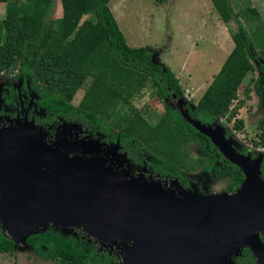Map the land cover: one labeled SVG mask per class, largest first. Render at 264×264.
<instances>
[{
  "label": "trees",
  "instance_id": "obj_1",
  "mask_svg": "<svg viewBox=\"0 0 264 264\" xmlns=\"http://www.w3.org/2000/svg\"><path fill=\"white\" fill-rule=\"evenodd\" d=\"M110 1L61 0L62 15L53 18L56 0H0L6 4L5 16L0 18V72L18 69L28 75L48 114H53L50 121L59 115L84 122L91 129L100 126L109 133L117 129L116 136L124 143L133 139L145 147L164 173L181 178L186 172L203 170L216 182H225V191L234 192L245 179L243 171L204 133L172 110L153 123L133 106L134 98L142 96L151 82L163 91L166 85L160 84L161 80L182 88L170 68L153 61L148 46L128 44ZM212 2L220 18L225 23L236 20L238 29L232 32L233 50L191 112L204 124L236 117L238 108L232 105L247 77L256 71L261 75L248 81L245 93L250 96L255 90L264 102V27L259 10L249 6L239 13L233 0ZM244 17L253 22L251 29ZM253 59L259 60L258 66ZM83 86L85 94L76 105L73 99ZM236 123L243 126L242 120ZM258 129L253 142L264 146V114L258 119ZM201 143L203 155L194 157L189 146ZM77 232L65 235L48 227L31 235L27 244L38 255L61 264H109V255L97 251V240L82 238ZM15 249L16 241L0 223V252L13 253ZM243 251L244 261L251 264L250 249Z\"/></svg>",
  "mask_w": 264,
  "mask_h": 264
},
{
  "label": "water",
  "instance_id": "obj_2",
  "mask_svg": "<svg viewBox=\"0 0 264 264\" xmlns=\"http://www.w3.org/2000/svg\"><path fill=\"white\" fill-rule=\"evenodd\" d=\"M1 87V85H0ZM0 89V110L2 107ZM245 174L234 192L198 194L137 177L92 155L100 144L71 155L70 142L51 143L33 121L0 125V223L18 244L48 227L79 229L101 247L118 246L122 264H234L248 246L264 264V153H241L218 122L183 111ZM2 116L0 114V121ZM81 127V124H76Z\"/></svg>",
  "mask_w": 264,
  "mask_h": 264
},
{
  "label": "rangeland",
  "instance_id": "obj_3",
  "mask_svg": "<svg viewBox=\"0 0 264 264\" xmlns=\"http://www.w3.org/2000/svg\"><path fill=\"white\" fill-rule=\"evenodd\" d=\"M233 2L235 11L239 13L249 6L257 8L264 27V0ZM110 6L128 44L133 47L148 46L153 61L164 68H170L176 74L186 97L193 104L198 102L235 46L232 32L238 29V23L236 20L225 23L212 0H111ZM5 11L6 4L0 3V18L5 16ZM61 15V0H56L52 17ZM243 20L248 29H251V19L244 17ZM258 61L253 59L256 66ZM259 74L260 71L250 74L240 87L239 98L232 105V108H238L236 117L233 120L223 117L216 122L226 132H231L238 147L246 146L250 151L255 150L261 155L264 153V146H257L253 141L258 138V119L264 114V109L259 105L255 90L250 96L245 93L248 81ZM0 75L4 76V73L0 72ZM85 89L83 86L77 92L74 104H79ZM148 91L146 89L144 96L134 98V104L138 108L150 107L151 97ZM150 112L156 118L160 117L154 108H150ZM237 119L243 121L241 128L237 127ZM199 154L196 149H192L194 157ZM186 176L191 187L185 188L179 181L184 189H192L193 192L204 195L221 194L225 191V182H216L202 170L188 172ZM0 264L61 263L38 255L31 246L18 244L13 253L0 252Z\"/></svg>",
  "mask_w": 264,
  "mask_h": 264
},
{
  "label": "flooded vegetation",
  "instance_id": "obj_4",
  "mask_svg": "<svg viewBox=\"0 0 264 264\" xmlns=\"http://www.w3.org/2000/svg\"><path fill=\"white\" fill-rule=\"evenodd\" d=\"M259 75H261V73ZM159 83L166 85V91L161 90L159 84L156 82L149 83V85L144 89V91L149 89L148 95L151 97L150 107L148 106L142 109L138 108L134 104V100L132 102L133 106L137 107L139 111L145 114L146 117L154 123L169 110L177 112L183 117V111H186L192 118L197 119L191 114L192 110L196 108L197 103L193 104L194 102L186 97L182 85V89L179 90L173 88L166 81L161 80ZM0 85L2 87L1 94L3 98L2 107L0 110V114L2 116L0 121L1 126L16 124L17 121L21 120L33 121L35 124L41 126L45 132H47V140L49 142H59L62 144L65 142L72 143L73 145H68L70 147L69 149L71 150V155L80 154L83 149L87 147L89 148V145L92 146L91 139H99L100 144H98V147L89 154L101 157L106 165L111 166L118 171H128L137 177L145 176L146 178L160 180L163 183H167L169 185L171 184V181L178 178L185 188L191 187L186 176V173L188 172L182 174L181 178L176 176L173 177L167 173H164L160 168L159 161L153 155H151L150 152L145 149V147L141 146L140 144L137 145L133 139H130L127 143H124L120 137L116 136V133L118 132L117 129L111 133L103 131L100 126L97 129H91L88 128L84 122L64 119L59 115H57V120L53 119L50 121L53 114H48L49 109L41 103L40 96L37 89L33 86L32 79L28 75L22 73L20 70L16 69L12 73H4V76L0 75ZM255 92L258 95L257 91ZM142 96L144 95L142 94ZM258 99L259 105L264 109V102L262 103L259 95ZM150 108L157 110L160 117L156 118L151 112L150 114ZM78 123L81 124V127L76 125ZM213 123L214 122H205L207 125ZM226 134L227 136H231V132L229 130L226 132ZM206 137L209 138L207 135ZM189 148L191 153L193 148L200 153L196 157L203 155L204 145L202 143L191 144ZM237 149L244 154H248L250 152L253 158L258 155L257 151H250V149L246 146H237ZM216 153L217 155L220 154L219 152ZM204 172L209 175V177H211L208 172ZM52 229L61 232L59 229ZM78 232L82 234V238L88 237L83 231L79 229ZM61 233L65 235L67 234L64 232ZM262 240L264 242L263 236ZM96 245L98 252H104L101 254L102 256H105V253L109 255V264H116L117 262L119 264L122 263V252L118 246L108 245L101 247L98 241H96ZM245 248L249 247L243 246L239 255L232 256L234 264H246L244 261L245 257L243 251ZM251 253L254 257V260L251 264H259L252 251Z\"/></svg>",
  "mask_w": 264,
  "mask_h": 264
},
{
  "label": "bare ground",
  "instance_id": "obj_5",
  "mask_svg": "<svg viewBox=\"0 0 264 264\" xmlns=\"http://www.w3.org/2000/svg\"><path fill=\"white\" fill-rule=\"evenodd\" d=\"M147 264V263H146Z\"/></svg>",
  "mask_w": 264,
  "mask_h": 264
}]
</instances>
